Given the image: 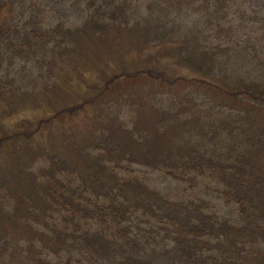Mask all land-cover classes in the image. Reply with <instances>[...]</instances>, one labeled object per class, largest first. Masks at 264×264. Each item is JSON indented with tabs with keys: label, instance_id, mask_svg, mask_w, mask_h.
Instances as JSON below:
<instances>
[{
	"label": "trees",
	"instance_id": "16d2710c",
	"mask_svg": "<svg viewBox=\"0 0 264 264\" xmlns=\"http://www.w3.org/2000/svg\"><path fill=\"white\" fill-rule=\"evenodd\" d=\"M23 1L0 0V65L14 59L40 68L51 58L38 80L49 72L44 67L77 54L81 34L130 28L138 35L141 27L147 34L152 23L164 28L148 19V10L158 13L161 8L147 0H80V16L53 24L34 13L37 0L25 20L18 18ZM248 3H187L198 15L193 18L197 36L209 31L215 42L212 47H183L195 53L187 64L193 63L196 72L257 77L263 70L264 63L250 53L251 43L237 41L236 24L259 26L253 37L244 35L264 49V17H248ZM186 20L187 15L179 17L181 32ZM250 56L255 62H249ZM240 60L245 66L234 68ZM163 65L170 64L157 62L152 70L167 75ZM179 77L171 88L181 80L224 96L211 111L197 108L196 127L188 125L196 116L194 102L184 97L171 104L152 102L158 121L153 125L121 126L119 114L113 119L106 111L101 117L93 109L80 125V135L57 146L34 145L20 133L18 142L27 144L28 155L12 162L0 149V212L8 215L0 223V264H264V115L256 113L264 109V90L251 91L254 85L243 83L228 92L194 75ZM108 89L94 98L87 89L89 99L73 110L97 103ZM5 94L20 97L12 86ZM130 113L133 120L140 115L136 109ZM38 122L33 137L46 124ZM171 126L168 151L152 147L150 142Z\"/></svg>",
	"mask_w": 264,
	"mask_h": 264
},
{
	"label": "rangeland",
	"instance_id": "374dc122",
	"mask_svg": "<svg viewBox=\"0 0 264 264\" xmlns=\"http://www.w3.org/2000/svg\"><path fill=\"white\" fill-rule=\"evenodd\" d=\"M79 1L37 0L38 7H35L33 11L42 15L41 17L45 18L48 24L65 21V19L74 20V17L80 16ZM142 1L145 0H139V2ZM150 1L158 4L161 9H158V13L157 9L148 10L147 17L149 20L150 18L155 19L164 26L163 29L152 23L153 26L148 29L147 34L143 33L141 26L137 29L138 35L129 32L132 30L130 28L116 32L109 31L99 36L88 34L86 37L87 35L81 34L82 37L76 44L77 54L58 64L44 67H50L49 72L44 73V78L39 80L38 73L46 63L52 60L51 58L46 60L40 68L35 62L21 63L20 61L14 62V59H8L0 65L1 84L4 86V89L0 88V149H3V153H7L6 158L12 157V162H17L23 155H28L27 144L18 142L20 133L27 139L32 138L33 144L41 147L43 145L57 146L64 139L79 136L80 125L87 122V114H91L93 109L98 110L101 117L106 111L114 114L113 119L119 114V125L121 126L127 124L153 125L158 121L153 115L155 112L151 107L152 102L165 101L171 104L175 99L187 97L186 100L194 102L196 110V116L194 119L190 118L188 125L196 127L195 123L199 121L197 117L201 116V113L197 111L199 106H205L203 110L211 111L216 102L221 103L225 99L224 96L219 97L215 92L208 90L203 84L201 86L198 84L182 85V81L179 80L178 83L181 85L171 88L172 81L176 78L181 79L179 76L182 75H194L206 79V81L220 85L228 92L239 88L243 83L254 85L250 88L251 91L264 90V68L260 70L257 77L253 74L236 75L235 71L230 72L231 76L218 77L217 73L208 76L204 72H196L193 69V63L187 64L195 53H188L183 47L190 46L193 49L196 45L212 47L211 44L215 43L209 38L212 36L209 31L201 32V35L197 36L200 31L196 29L193 18L198 19V15L192 7L190 9L187 7V3L200 0H147V2ZM32 2L34 1H23L26 6L22 7L18 18L25 20L32 13L29 8ZM248 2V8H245L250 12L248 17H264V0H248ZM181 15H187L183 32L179 26ZM246 23L254 22L247 21ZM236 25L240 29L237 41L251 43L250 53L257 57L260 64L264 63V49L261 42L252 45L257 40L249 41L250 38L244 35L248 33L253 37V30L259 26H243L240 22ZM197 38H200L199 43H195ZM225 40L226 37L222 38V42ZM254 47L257 53L254 52ZM248 60L250 63L255 62L252 56ZM157 62L170 64L162 66L167 71V75L158 70H152L156 69ZM242 66H245L244 61L240 60L234 68ZM148 74L156 78H150ZM167 81L170 83H165ZM8 86L18 90L20 97L5 94ZM106 88H109L107 97L98 99L97 103L94 101L87 104L82 111L73 110L87 102L89 99V95L85 94L87 89L95 93L92 97L94 98ZM129 109H136L139 112L140 115H136V120H133ZM62 111L67 114H59ZM256 113L263 116L264 109ZM40 119H44L46 124H43L45 126L42 125L39 134L33 137ZM48 120H50L49 123H47ZM173 131L174 126H171L169 130L156 136L150 142L152 147H159L162 152H167L173 141ZM5 138H9L10 141L2 148ZM2 160L0 151V164ZM26 187H30V184H26ZM7 216L0 214L2 226V218L7 220L4 218ZM9 225L15 227L14 224Z\"/></svg>",
	"mask_w": 264,
	"mask_h": 264
}]
</instances>
